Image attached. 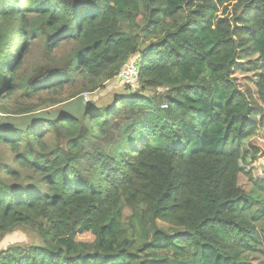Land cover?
Returning <instances> with one entry per match:
<instances>
[{
    "label": "trees",
    "instance_id": "1",
    "mask_svg": "<svg viewBox=\"0 0 264 264\" xmlns=\"http://www.w3.org/2000/svg\"><path fill=\"white\" fill-rule=\"evenodd\" d=\"M28 7L48 53L73 45L28 94L76 86L70 101L132 61L138 88L110 107L82 102L24 131L0 130L14 162L45 187L0 186V239L25 227L42 241L0 251V264H244L264 255V237L234 207L245 196L240 175L264 197V0H0L7 115L32 112L10 101L29 50ZM84 233L91 244L76 242Z\"/></svg>",
    "mask_w": 264,
    "mask_h": 264
},
{
    "label": "rangeland",
    "instance_id": "2",
    "mask_svg": "<svg viewBox=\"0 0 264 264\" xmlns=\"http://www.w3.org/2000/svg\"><path fill=\"white\" fill-rule=\"evenodd\" d=\"M23 15L28 22L26 31L23 33L27 36L29 50L22 60L21 67L17 71L15 91L10 101L11 103L19 105L20 108L24 107L27 109L28 107H32V112L21 115H7L0 112V130H3V132H14L16 129L24 131L27 125H30V123L38 119L52 118L60 115L61 112L71 111L70 108L78 110L81 108L82 102H92L94 106L99 109L110 107L114 98L123 97L131 92H136L137 86L135 90H132L125 84V80H123L124 75H121L124 71L123 69L116 79L105 82L103 88L101 87L95 91L81 94L79 97L70 101L66 100H68L73 88H77L76 86L72 88L71 86H65L61 91L53 94L45 90L28 94L27 85L31 79L39 72L63 65L68 59L73 45L69 42H63L53 52L48 53L45 48V38L40 30V19L36 13V8H24ZM18 26L19 20H17L15 24L16 28H18ZM21 42L22 38L18 34L11 37L10 45L6 49L9 57L16 56ZM46 85L47 84H45V86ZM85 99L87 100L86 102ZM53 101L63 102L55 106H50L53 104ZM23 136V134H20V137ZM46 141L48 145L51 144L50 141ZM13 159L14 155L10 149L0 144V186H7L10 189L27 194L35 191H44L45 187L42 185L40 177L30 170L20 167ZM237 183L245 196L238 200L234 204V207L241 211L243 215L255 225L259 237L262 238L264 237V197L251 186L245 177L240 175L237 179ZM131 215L130 209L125 207L122 212L123 222H129ZM158 226L165 229L168 228L167 225L160 222ZM93 240V236L89 233L81 234L76 238L77 243L84 244H91ZM41 243L40 237L33 230L25 227L18 228L0 239V251L10 247L24 248L28 245H40ZM244 264H264V255L261 252L252 253L244 260Z\"/></svg>",
    "mask_w": 264,
    "mask_h": 264
},
{
    "label": "built area",
    "instance_id": "3",
    "mask_svg": "<svg viewBox=\"0 0 264 264\" xmlns=\"http://www.w3.org/2000/svg\"><path fill=\"white\" fill-rule=\"evenodd\" d=\"M121 75H124L123 80H125V84L128 85L132 90L136 89L137 83V70L133 64H129L124 68V71ZM87 100L85 99V102ZM162 109L167 108L166 104L161 106Z\"/></svg>",
    "mask_w": 264,
    "mask_h": 264
}]
</instances>
